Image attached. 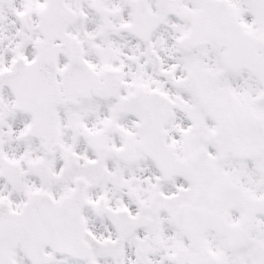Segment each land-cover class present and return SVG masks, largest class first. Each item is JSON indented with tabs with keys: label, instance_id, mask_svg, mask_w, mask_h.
Returning a JSON list of instances; mask_svg holds the SVG:
<instances>
[{
	"label": "snow or ice",
	"instance_id": "6c2138e0",
	"mask_svg": "<svg viewBox=\"0 0 264 264\" xmlns=\"http://www.w3.org/2000/svg\"><path fill=\"white\" fill-rule=\"evenodd\" d=\"M0 264H264V0H0Z\"/></svg>",
	"mask_w": 264,
	"mask_h": 264
}]
</instances>
